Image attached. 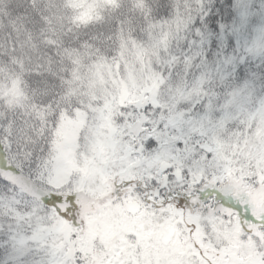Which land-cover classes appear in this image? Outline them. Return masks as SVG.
<instances>
[{"label": "snow or ice", "instance_id": "1", "mask_svg": "<svg viewBox=\"0 0 264 264\" xmlns=\"http://www.w3.org/2000/svg\"><path fill=\"white\" fill-rule=\"evenodd\" d=\"M0 264H264V0H0Z\"/></svg>", "mask_w": 264, "mask_h": 264}]
</instances>
